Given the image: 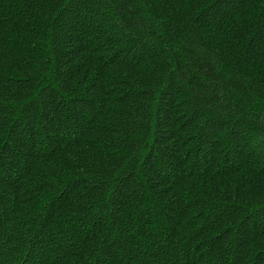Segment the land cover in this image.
<instances>
[{"label": "trees", "instance_id": "1", "mask_svg": "<svg viewBox=\"0 0 264 264\" xmlns=\"http://www.w3.org/2000/svg\"><path fill=\"white\" fill-rule=\"evenodd\" d=\"M0 264H264V0H0Z\"/></svg>", "mask_w": 264, "mask_h": 264}]
</instances>
